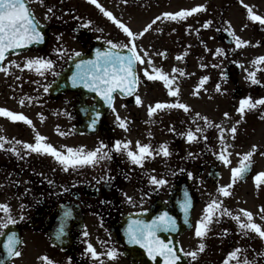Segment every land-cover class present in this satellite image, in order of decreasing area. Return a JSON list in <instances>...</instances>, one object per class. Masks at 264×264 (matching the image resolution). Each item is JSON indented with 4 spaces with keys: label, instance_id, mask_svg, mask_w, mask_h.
I'll use <instances>...</instances> for the list:
<instances>
[{
    "label": "flooded vegetation",
    "instance_id": "flooded-vegetation-1",
    "mask_svg": "<svg viewBox=\"0 0 264 264\" xmlns=\"http://www.w3.org/2000/svg\"><path fill=\"white\" fill-rule=\"evenodd\" d=\"M98 2L134 32H140L154 17L164 11H176L198 4L206 6V11L193 14L184 21H157L151 30L137 39L143 50H148L152 57L159 59L156 67H161L167 72H171L174 66L185 70L187 75L180 77L177 74L180 101L187 103L191 111L185 113L180 109H163L149 117L150 105L158 101L175 102V98L167 95L162 82L148 81L140 72L141 83L136 94L141 97L142 104L135 103L136 94L128 97L115 95V112L113 109L109 110L103 119V126L94 135L72 134L69 131V136L75 138L70 147L83 146L87 150H93L103 143L107 146L105 150H109L116 140H128L131 141L130 148L135 151L137 141L150 144L154 150L161 143H167L170 156L156 155L145 160L141 167L132 164L125 153L113 150L111 159L102 160L95 165L69 167L65 171L63 166L49 155L33 152L25 155L22 145H15L20 150L19 156L0 150V203H8L10 214L17 220L16 224L8 225L4 229L6 236L0 235V246H3L8 232L19 230L22 236L19 247L22 254L19 257H11L8 264H46L39 259L44 255L54 264H133L124 256L123 248L112 238L111 228L134 212L149 211L153 204H157V215L167 212L169 216L178 219L180 212H183L185 222L176 221L175 231L157 232L160 239L166 243L172 242L181 257L178 264H222L226 254L237 247L243 250L241 258L246 257L252 264L263 263L264 240L252 232L247 236L243 235L236 221L228 216H220L218 223L211 224L210 231L204 238L207 246L203 252L198 253L195 260L185 253L197 248L200 240L194 234L196 222L201 218L206 204L213 198L222 200L224 207L234 214H238L241 208L251 211L254 221L264 227V221L260 219V208L264 207V183L257 187L253 179L258 172L264 171V155H261L264 153V105L245 112L244 119L237 125L234 140L225 134L226 141L231 145L228 151L232 153V164L229 167H225L214 155L220 150L218 129H204V121L195 118V113L198 112L202 117L207 116L213 124L230 128L240 120L236 108L242 97L251 96L254 100L264 97V70L257 72L260 85H253L245 79V69L254 70L250 63L252 59L264 55V26L247 19V10L240 0ZM244 3L252 6L257 14L264 15V0H244ZM28 6L36 20L48 29L46 48L50 47L51 51L44 49L11 53L1 62L4 65L12 60L19 64V60L28 58L29 54L54 58L64 61L54 73L56 75L73 52L86 51L94 41L106 43L112 40L121 44L127 42L126 35L89 0H43V3L39 0H28ZM50 7L53 11L46 19L45 13ZM207 20L212 21L210 27H201ZM226 21L237 35L249 40L251 44L236 49L231 37L223 30L228 27ZM57 36H60L59 40ZM257 41L260 42L258 45ZM60 47L65 50L62 55L54 51ZM217 48H223L225 54L214 56ZM161 51H165L166 56L157 54ZM185 51L187 55L183 60L175 59ZM201 64L206 67L201 68ZM261 67L264 68V65ZM18 72L19 68L10 66L6 76H10L12 82L14 77H18ZM221 73L225 74L226 79L221 78ZM3 74L5 75L0 71V107L4 104L2 98L9 96H3ZM201 76H208L209 80L199 95L193 96L191 93ZM27 83V97H31L29 80ZM217 83L221 86V92L215 91ZM76 97V93L68 92L52 101L56 104L55 108L62 109L69 124L63 129L58 127L59 132L66 135L61 136L59 132L54 131V141L42 133L47 137L48 143L56 147L66 145L64 140L68 129L72 130L79 121L73 110L77 102ZM85 102L91 103V100L87 99ZM14 103L18 104L17 101ZM224 112L229 113V119L224 118ZM117 115L127 118V130L119 127ZM198 126L203 130L198 135L207 136V141L201 138L189 143L180 135L189 129L195 131ZM13 128L11 135H3L1 132L0 135L8 140L14 138L34 142V130L29 125L16 121ZM170 128L174 131H170ZM254 144L257 145V150L253 154L249 171L233 185L232 195L219 196L217 187L230 182V169L239 162L236 154L249 151ZM12 146L5 145L6 148ZM188 153L193 156L189 157ZM105 176L111 179L101 180V177ZM149 176L162 177L167 183L157 187L149 183ZM49 180L53 183L49 184ZM180 180V185L192 188L196 196L189 217L181 206L176 208L169 202L170 194ZM203 191L205 196H201ZM128 197L132 198L131 202ZM65 208H71L72 216L66 220L68 222L64 234L59 237L61 245L54 246L47 227L49 223L62 220ZM3 215L4 213L0 212V216ZM21 216L24 218L20 219ZM182 226H185V229L178 233ZM224 229L228 230L227 234H224ZM85 231L87 236L83 235ZM85 241L91 243L99 253L103 254L108 248H115L118 254L115 259H109L106 255H102L98 260L93 259L91 254L85 251ZM175 241L177 247L174 246ZM137 248L141 251V264H163L162 257L152 259L141 246ZM230 264H237V261H231Z\"/></svg>",
    "mask_w": 264,
    "mask_h": 264
},
{
    "label": "snow or ice",
    "instance_id": "snow-or-ice-1",
    "mask_svg": "<svg viewBox=\"0 0 264 264\" xmlns=\"http://www.w3.org/2000/svg\"><path fill=\"white\" fill-rule=\"evenodd\" d=\"M43 3V0H39ZM89 2L95 5L100 12L112 21L118 29H120L127 37L126 43H118L112 40H108L106 43L109 47L105 51L97 50L93 59L83 60L80 59L76 62V71H74L69 77L73 86L82 85L85 89L96 93L105 104L113 109V102L117 92L123 95H134L137 92V88L141 83L140 72L143 73V77L148 81H160L163 83L165 89L167 90V95L169 97L175 98V102H156L154 105L148 107V116L152 117L157 111L163 109H180L185 113L191 111L190 106L187 103L180 101V86L177 78V74L180 77L187 75L183 68L173 67L171 72L163 70L161 67H156L151 59L148 51L143 50L137 43L138 37L144 36L149 30L153 28V25L157 21L167 20V21H184L188 17L198 12L206 11V6L204 4H198L190 8H180L176 11H164L160 15L154 17V19L148 23L140 32H134L128 25L124 24L121 20L117 19L114 14L105 9L98 0H89ZM127 3V0H124ZM240 3L247 10V19L250 22L258 23L264 26V15H259L253 11L252 6L245 4L244 0H240ZM53 9L48 8L45 13V18H48L49 13H52ZM90 23V21L88 22ZM212 21H205L201 27L209 28ZM228 27L223 30L231 37L232 42L236 49L242 48L244 46H249L251 42L249 40L242 39L236 32L231 28L229 22ZM39 21L36 20L34 13L30 10L28 6V0H0V62H3L6 55L11 51L15 54L16 50L27 48L33 43L42 42L44 36L39 28ZM87 24L85 25V27ZM247 25H245L246 27ZM191 27L190 25L188 26ZM157 31H162L157 29ZM173 31H175L173 29ZM187 31V29H186ZM60 36H57V40ZM260 42L257 41V45ZM252 45V46H257ZM121 49H126V52L121 51ZM207 50V49H206ZM54 51L60 55L64 53L63 47L54 49ZM159 56H166L165 51L157 53ZM225 54L223 48H217L213 53L214 56ZM80 52H73L68 58L72 59L73 56L79 57ZM187 55V52L178 54L175 59L183 60ZM254 70L245 69L246 76L245 79L253 85H260L261 81L257 78V72L264 70L261 66L264 65V55L256 56L250 62ZM147 67H144V65ZM10 66H15L20 68L21 66L17 64L15 60L9 61L7 65L0 63V71L7 75L10 71ZM54 66V61L45 57H30L25 58L23 63V69H28L29 71H35L37 74L43 76L46 71L51 70ZM243 67V65H238ZM201 68L206 67V65L201 64ZM221 78L226 79L224 73H221ZM19 79V77H17ZM209 80L208 76H201L195 88L192 91L193 96H198L201 89L204 88L205 83ZM206 90V89H205ZM44 91H48V85H44ZM215 91L221 92V86L217 83ZM27 100L28 103H32V97L21 98L19 103L23 105ZM135 103L137 105L142 104L141 97L135 95ZM264 105V97H259L253 99L251 96H244L239 100V105L236 108V112L240 114V120H237L230 128H225L221 124H213L207 116H201L200 113H195L196 119H202L204 121V129L215 127L219 131V143L220 150L215 152L216 158L225 166L229 167L232 164L231 155L232 153L228 151L231 145L226 141V133L233 140L235 139L237 133V125L241 123L244 119V114L246 111L256 109L258 106ZM40 115L43 121L44 117ZM0 116L6 117L9 120L16 122L20 121L29 126L33 125L32 120L21 112H15L9 110L5 107H0ZM95 116L99 117L100 112L96 111ZM223 116L225 119H229L230 115L228 112H224ZM116 120L120 128L127 130L128 121L127 118H121L119 115L116 116ZM96 124V120L93 119L89 124L92 128ZM34 130V142H26L21 140H8L3 135H0V150L10 151L15 155H20V150L15 145H22L25 150L24 154L27 155L28 152L37 153L40 155H49L57 163L63 166V170L67 171L69 167L78 168L84 165H95L102 160L111 159L112 151L123 152L126 154L129 161L138 166H143L145 160L154 158L156 155H162L168 157L171 155L169 146L167 143H161L157 149H153L148 143L136 142V150L133 151L130 148L131 141L128 140H116L111 149L105 150L106 145L101 143L97 148L93 150H87L83 146L80 147H69L66 145H61L59 147L54 146L52 143L47 142V137ZM174 131L173 128L169 129ZM57 131L59 128L57 126ZM202 129L198 126L195 131L189 129L186 132L180 133L187 142L191 143L197 141L198 139H204L207 141V136L198 135L202 133ZM59 135H66L64 132H59ZM6 144H12V147L6 148ZM257 150V145H252L249 151L244 153H237L239 157V162L235 167H231V177L230 182L225 185H219L217 187V192L219 196L229 197L232 195L231 189L233 185L241 180L245 174L249 171L252 166V157ZM264 155V153H261ZM189 157H192V153H188ZM218 176L219 174L216 173ZM191 176V173H189ZM111 177L105 176L101 177V180H110ZM254 182L259 187L264 183V171L258 172L254 176ZM49 184L53 181L49 180ZM149 183L154 184L157 187L167 183L165 179L157 178L155 176H149ZM66 190V189H65ZM131 202V197L127 198ZM103 203V201H102ZM23 207V206H22ZM191 207V200L188 194L185 193V199L181 205L182 210L187 215L189 208ZM0 212L4 215L0 216V235L4 234V229L8 225H14L17 220L10 214L11 208L8 203H0ZM72 216L71 208H65L62 213V220L60 222L59 229L56 233L57 238L62 236L65 231V221ZM228 216L236 221L238 229L245 236L249 232L255 233L262 240H264V227L260 223L254 221L253 213L246 209H239L238 214H234L227 207H224L222 200L218 198H213L203 209V214L201 218L196 222L195 226V236L199 238L200 242L195 250L186 252L185 255L191 257L193 260L197 258L198 253H201L206 248V243L204 238L210 231V226L214 222H219L218 217ZM24 217L21 216L20 219ZM260 219L264 221V207L260 208ZM175 231L176 221L173 217L169 216L167 212H162L160 215L154 217L151 221H144L140 219L130 220L128 227L126 229L128 243L140 245L146 250L149 257L155 259L157 256L163 258V264H178L181 257L177 254V250L172 246V242L167 243L160 239L157 235L158 231ZM224 234H227L228 230L224 229ZM84 236L88 233L85 231ZM20 240L15 232H8L7 238L3 242V249L7 254L8 258L19 257L22 253L18 249V244ZM85 251L91 254L93 259H100L102 255H106L109 259H115L117 256V250L115 248H108L106 253H99L93 247L91 243H88ZM183 251V249H180ZM243 250L239 247L229 251L226 254L225 259L222 264H230L231 261H237V264H252L246 257L241 258L240 254ZM39 259L46 262V264H54V262L47 256H41ZM0 264H5L4 259H0Z\"/></svg>",
    "mask_w": 264,
    "mask_h": 264
},
{
    "label": "rangeland",
    "instance_id": "rangeland-1",
    "mask_svg": "<svg viewBox=\"0 0 264 264\" xmlns=\"http://www.w3.org/2000/svg\"><path fill=\"white\" fill-rule=\"evenodd\" d=\"M149 54L154 65L158 63L159 59L152 57L153 55L151 53ZM27 56L28 58L38 57L33 56L32 54H29ZM50 59L54 61V66L51 70L46 71L43 76L37 74L35 71L23 69L25 58L19 60V65L21 66L18 72L19 79H17V77H14L13 81L11 82V77L3 74V89L5 90L3 96H9L6 98H2L4 104L1 107H5L9 110L25 114L33 122V125L30 126L32 129L34 128L35 131H38L41 134L44 133L47 137H50L51 140L54 141V137H56L54 131L58 132L57 126L62 129L67 127L69 124V120L64 115L62 109L58 110L54 107L56 104L50 100L47 92L44 91V85L49 84L52 75H54V71L62 63V61L59 59ZM28 80L30 85V96L33 98V100L32 103H28L27 100H25V103L21 105L19 103L20 99L27 96L26 86L28 84ZM31 80H33V82H31ZM16 101L18 102L17 105L14 103ZM38 114L43 115V121ZM15 123L16 122H12L6 117L0 116V132L3 135H11L13 133V127L15 126ZM74 139L75 138L66 137V141H64L66 143V146L74 144ZM205 195V191L201 192V196Z\"/></svg>",
    "mask_w": 264,
    "mask_h": 264
},
{
    "label": "water",
    "instance_id": "water-1",
    "mask_svg": "<svg viewBox=\"0 0 264 264\" xmlns=\"http://www.w3.org/2000/svg\"><path fill=\"white\" fill-rule=\"evenodd\" d=\"M42 32L44 31L43 29H41ZM44 39L43 42L40 43H33L32 45H29L27 48L24 49H18L16 51H25L27 49H29L30 47H35V48H42L45 46L46 43V39H47V35L45 36V32L43 34ZM109 46L103 44V43H94L91 45V47L89 48V50L87 51V53L85 54H81L79 57H72V59L69 60V62L67 63V65L63 68V70L57 75V77L55 78V80L49 85L48 87V92L49 94L56 98L58 97L60 94L66 92V91H72V92H80L82 94V96H86V97H91L94 101V105L91 107V109L89 110V113L91 112H96L99 111L100 112V119H102V117L106 114V112L109 109V106L107 104L104 103V101L102 100V98L97 97V94L94 92H91L88 89H85L82 85H77V86H73L71 80L69 79V77H71L72 73L74 71H76V62H78L80 59L83 60H90L93 59L95 56V53L97 50L100 51H105ZM121 51L126 52L125 50L121 49ZM11 52V51H10ZM119 93V92H118ZM78 108V106H77ZM91 115V114H90ZM89 115V116H90ZM88 116V117H89ZM100 123V121H99ZM82 128L86 131H88L89 128V123L83 122L82 123ZM185 193L188 194V197L191 200V207L193 205V201H194V196L192 194V190H186V189H182V188H175L174 193L172 195V197H177L178 199L176 200V205L177 204H181L183 202V199L181 198H185ZM151 213L154 214V211H152ZM136 219H140V220H146V219H151V217H141V216H136L133 218V220ZM50 227H48L49 229ZM59 229V225L52 227L49 229L50 231V236L52 237V240L54 243H56L57 241V235L54 233L58 231ZM113 236L116 240V242L122 246H124V248L126 249L125 254L133 260L134 263H138L140 264L141 259L139 257H136L135 254L138 256L140 254V251L135 249L134 247H132V244L128 243V239L125 238V234L123 232V225L118 226L117 228L113 229ZM19 240H20V236H18ZM21 241V240H20ZM20 244V243H19ZM18 244V245H19ZM18 247V246H17ZM0 259H4L5 260V264L8 261V257L7 254L5 253L4 249L0 250ZM264 264V263H262Z\"/></svg>",
    "mask_w": 264,
    "mask_h": 264
}]
</instances>
